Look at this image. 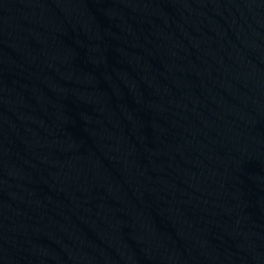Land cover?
<instances>
[{"label":"water","instance_id":"1","mask_svg":"<svg viewBox=\"0 0 264 264\" xmlns=\"http://www.w3.org/2000/svg\"><path fill=\"white\" fill-rule=\"evenodd\" d=\"M0 264H264V0H0Z\"/></svg>","mask_w":264,"mask_h":264}]
</instances>
